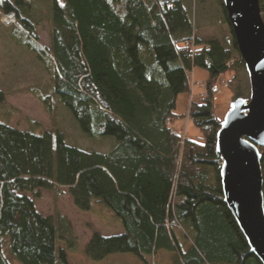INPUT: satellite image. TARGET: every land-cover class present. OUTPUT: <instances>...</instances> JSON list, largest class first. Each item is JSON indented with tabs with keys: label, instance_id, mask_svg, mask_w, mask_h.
<instances>
[{
	"label": "trees",
	"instance_id": "obj_1",
	"mask_svg": "<svg viewBox=\"0 0 264 264\" xmlns=\"http://www.w3.org/2000/svg\"><path fill=\"white\" fill-rule=\"evenodd\" d=\"M187 0H51L50 47L39 46L22 0H0L14 15L12 39L52 74V91L82 133L108 139L107 152L65 143L60 131H22L0 122V264H69L76 244L68 224L42 215L43 191L65 189L82 212L105 207L121 232L93 231L84 247L94 263L131 255L141 264H259L222 196V161L213 109L218 84L248 100L247 76L229 27L230 47L202 41ZM189 4V3H188ZM264 22V0H259ZM195 69L207 73L188 119L199 136L173 127L176 99L190 94ZM45 109L52 108L39 95ZM48 98V97H47ZM0 107H8L0 91ZM264 199V149H260ZM66 244V249L59 246Z\"/></svg>",
	"mask_w": 264,
	"mask_h": 264
},
{
	"label": "rangeland",
	"instance_id": "obj_2",
	"mask_svg": "<svg viewBox=\"0 0 264 264\" xmlns=\"http://www.w3.org/2000/svg\"><path fill=\"white\" fill-rule=\"evenodd\" d=\"M22 1L24 9L31 17L42 20L35 29L38 37L37 44L43 48H49L51 0ZM186 2L197 28L196 37L202 41L217 39L230 47L231 34L220 7L213 0H187ZM12 26L4 25L2 15H0V91L4 94L8 106L0 107V122L22 131L35 130V133H39L30 123L36 122L41 131H60L65 143L70 146H76L84 151L107 152L110 147L109 140L90 138L82 133L70 111L53 93L52 74L46 71L32 51L12 39ZM206 80L207 73L195 69L190 77L191 97L190 94H181L176 99L175 114L183 116L179 120L182 124L180 130L183 135L199 136L198 131L188 122L187 117L191 98L196 100L197 96L202 94ZM242 80L245 90L248 85L247 90L249 91L247 76L242 74ZM217 87L213 109L215 115L223 120L233 100L223 82H220ZM39 95L46 97L52 108L51 113L46 111ZM98 207L101 209L94 208L88 213L77 210L65 189L43 191L41 198L36 201L37 210L44 216L52 217L56 225L59 224L60 217L66 220L67 229L76 244L74 251L66 250L67 259L71 264H140L130 256L119 257L127 255H113L98 263L91 262L85 257L84 247L93 231L109 235L118 230L111 219L112 214L105 207L101 205ZM59 246L66 249L63 241H59ZM149 261L154 264H170V257L163 255Z\"/></svg>",
	"mask_w": 264,
	"mask_h": 264
},
{
	"label": "water",
	"instance_id": "obj_3",
	"mask_svg": "<svg viewBox=\"0 0 264 264\" xmlns=\"http://www.w3.org/2000/svg\"><path fill=\"white\" fill-rule=\"evenodd\" d=\"M249 83L248 100L230 104L216 135L223 202L249 253L264 264V22L259 0H221Z\"/></svg>",
	"mask_w": 264,
	"mask_h": 264
},
{
	"label": "crops",
	"instance_id": "obj_4",
	"mask_svg": "<svg viewBox=\"0 0 264 264\" xmlns=\"http://www.w3.org/2000/svg\"><path fill=\"white\" fill-rule=\"evenodd\" d=\"M178 125V126H177ZM176 131H178L179 133H181V130H180V128H182V124H181V121H179V122H175V124H174V127H173ZM111 219H112V221L115 223V225H116V228H118V230L116 231V232H114V233H112V234H109V235H114V234H117V233H120L121 232V227L118 225V223L114 220V218L111 216ZM109 235H105V236H109ZM128 256H130V257H132V258H134L133 256H131V255H127V256H119V257H128ZM110 257H112V256H110ZM68 258V257H67ZM109 258V257H108ZM107 259V258H106ZM105 259V260H106ZM134 259H136V258H134ZM137 260V259H136ZM138 261V260H137ZM68 262H69V260H68ZM69 264H71L70 262H69ZM141 264V263H140Z\"/></svg>",
	"mask_w": 264,
	"mask_h": 264
},
{
	"label": "built area",
	"instance_id": "obj_5",
	"mask_svg": "<svg viewBox=\"0 0 264 264\" xmlns=\"http://www.w3.org/2000/svg\"><path fill=\"white\" fill-rule=\"evenodd\" d=\"M2 21L4 25H14L15 24V18L14 15H2Z\"/></svg>",
	"mask_w": 264,
	"mask_h": 264
}]
</instances>
